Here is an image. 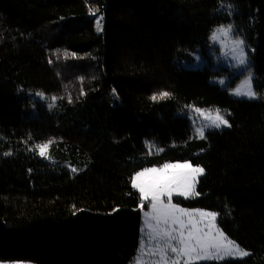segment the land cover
Masks as SVG:
<instances>
[{"label":"trees","instance_id":"16d2710c","mask_svg":"<svg viewBox=\"0 0 264 264\" xmlns=\"http://www.w3.org/2000/svg\"><path fill=\"white\" fill-rule=\"evenodd\" d=\"M229 25L249 50L256 100L175 61ZM188 106L218 109L231 127L198 139L177 114ZM46 143L56 163L37 154ZM179 162L205 173L176 203L217 213L250 253L200 264H264V0H0V262L131 264L132 178Z\"/></svg>","mask_w":264,"mask_h":264},{"label":"snow or ice","instance_id":"6c2138e0","mask_svg":"<svg viewBox=\"0 0 264 264\" xmlns=\"http://www.w3.org/2000/svg\"><path fill=\"white\" fill-rule=\"evenodd\" d=\"M97 24L99 25V21ZM218 34L231 36L232 26H221L213 33L211 39L216 41ZM233 44L232 51L237 54L235 59L239 65L246 66L247 70L244 41L236 39ZM251 79L249 75L244 81L243 90L237 89L234 94L255 98ZM168 95L164 92L161 98ZM195 111L204 115L200 109ZM206 119L210 120L208 126L217 129L222 126L231 127L218 109L214 117L206 116ZM196 133L201 139L205 138L203 127L197 128ZM47 147L48 145L39 146L41 155L45 154ZM75 171L76 169H73V172ZM204 173L202 167H193L185 162L166 163L159 168H145L134 175L132 187L140 193L141 207L143 208L144 201L150 199L151 212H145L141 242L132 264H198L200 261L242 259L250 255L217 226V213L204 210L192 212L172 202L173 195L185 198L198 195L195 183Z\"/></svg>","mask_w":264,"mask_h":264},{"label":"rangeland","instance_id":"374dc122","mask_svg":"<svg viewBox=\"0 0 264 264\" xmlns=\"http://www.w3.org/2000/svg\"><path fill=\"white\" fill-rule=\"evenodd\" d=\"M220 27L221 26H217V27L213 28V31L209 35L208 43L206 45H204L203 47L197 48L195 51L187 53V55L184 58H179L175 61H176L177 65L179 67H182V68L200 69L204 66H207L208 68H210L216 74L215 76H213L210 79L211 83L214 85H217L221 89H227L228 95L230 98L238 99V100H247V101L256 100L257 94L255 95V98H251V99L246 97V96H242V95L238 96V95L234 94L237 89L243 90L244 81L249 78V75L252 78L251 79L252 90L254 91V86H253L254 76H253V72L250 70V67H249V64H250L249 56H248L249 50L247 49L246 44L244 42V51H245L246 58H247V70H245L246 66L239 65L238 60L235 59V56L237 54L232 51V49L234 47L233 41L236 39H241L235 35L233 28H232L231 36L225 37L221 34H218V39L216 41H213L211 39L213 33L216 32V30ZM224 27L227 28V26H224ZM241 40H243V39H241ZM82 57L86 61L95 60V55L92 52L83 54ZM222 69H226L228 72H221ZM87 95H90V96L96 97V98H101L103 96L102 92H99V91H96L95 93H88ZM36 97L40 98L41 95H37ZM195 109H200V108H196L194 106H188V107L184 108L182 111H179L177 114L181 115V116H185L188 118L189 124L192 127L193 135L196 138L201 139L196 133L197 128L203 127L204 133H206L209 130H223L225 128H228V127L222 126L221 128L217 129V128L208 126L210 124V120L206 119V116L214 117L216 114V110L200 109L201 112L204 113V115H200V113L196 112ZM221 115H223V114H221ZM223 116L225 119H227L225 117V115H223ZM42 145H48V147L45 150V154L44 155L40 154L39 146H41V145H39L35 148L37 154L40 157H43V159L46 161H49L51 163H56L58 161V158L56 157L57 154L53 151V149H55V146L51 145L50 143H46V144H42ZM149 150H152V147H150ZM179 163H185V162H179ZM157 168H159V167H157ZM200 177L201 176H199L197 178V182H198V179ZM197 182L195 183V189H196ZM194 197L195 196L185 198L182 196L173 195L172 202L174 204H176L178 207L183 208L181 205L177 204L175 200L176 199L177 200L178 199L186 200V199H192ZM163 199L165 202H167L166 197H164ZM150 204H151V201L149 199V200H146L143 202V208L140 207V209H141V224H140L139 246H140L141 237H142L141 228L144 225L145 212H151ZM184 209H186V208H184ZM187 210L192 211V212L196 211L195 209H192V210L187 209ZM145 239H146V237H145ZM139 246H138V248H139ZM242 249H244V248H242ZM136 255H137V253H136ZM136 255H135V257H136ZM244 258H246V257H244ZM244 258H242V259H244ZM242 259H227L224 261L242 260ZM207 262L219 263V262H223V261H200V262H198V264L207 263ZM0 264H32V263H28V262H0Z\"/></svg>","mask_w":264,"mask_h":264}]
</instances>
